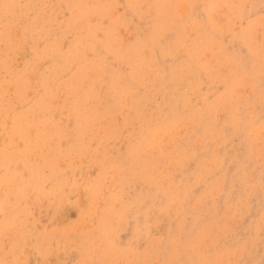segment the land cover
<instances>
[{
    "label": "rangeland",
    "instance_id": "rangeland-1",
    "mask_svg": "<svg viewBox=\"0 0 264 264\" xmlns=\"http://www.w3.org/2000/svg\"><path fill=\"white\" fill-rule=\"evenodd\" d=\"M36 1L35 12L28 11L31 14L30 21L35 22L36 25L58 15H61L60 20L66 16L65 10L60 9L54 13V9L50 7L58 0ZM103 1L112 8L111 14L118 19V32L122 42L127 44L135 34L134 40L143 38L155 16L149 6H146L145 0H138L134 4L131 0ZM177 1L171 0L175 12L170 13L174 18L177 15V21H183L182 24H176L177 26L190 28L195 22L192 17L202 19L206 16V11L210 10L212 15L210 20L215 24L214 29L223 31L218 37V42L222 43L224 48H218L213 54H209V50V53L205 52L209 54V62L216 67L214 75L219 77L214 76V81L210 85L203 81L202 93H206V101L199 99L197 100L199 102L195 103L193 94L186 91L185 98L189 100L185 106L175 101L164 90L157 92L150 87H136L138 95L146 93L147 96L149 91L156 96L153 101L140 104L139 109L142 112L140 116L134 115L132 109L125 105L127 101L125 99L123 108L126 112L113 111L107 116L88 115L85 133L80 136L74 135L76 117L73 118L65 113L60 117V112H56L55 119L67 123L65 130L70 135L61 144V155L56 161L58 163L61 160L63 164L59 162L57 169L61 171L62 179L76 183L83 182V185H86L84 189L89 187L90 192L88 188L85 191L81 190L84 191L83 194L79 191L69 193L68 201L72 200L71 203L67 201V206L64 205L63 210L57 214L48 204L41 206L35 200H31L28 210L32 219L30 215L22 219V230L31 237L38 236V233L42 234V230L50 225H53L57 232H69L66 234L69 241L65 244V249L68 247L66 249L68 255L63 261H59L60 264H110L109 262L118 264V261L119 264H204L205 262V264H264V104L258 95L257 87L253 89L250 85L251 77L245 76L240 69H234L229 61L231 56L242 62L249 61L248 55L251 53L249 49L252 48L259 56L258 59H253L252 67L264 69V0H180L181 3L184 1V6L186 4L187 11L184 10L185 7L183 9L186 13L178 7L179 1ZM209 2L210 6H208ZM127 3L132 7L137 6L138 14L129 13ZM5 5L7 4L0 5V8L8 10L11 7L10 4ZM37 9L46 10L45 16L50 14L44 18L43 15L36 16ZM29 14L28 18H30ZM201 19L198 21L203 22L204 20ZM15 26L16 24H13V31ZM208 26L210 27L209 24ZM242 33L245 35L240 43L236 37H240ZM18 34L26 36L23 46L19 44L21 36L14 37L12 42L10 39L0 41V75L4 76L8 72L17 75L30 72L27 101L34 99L45 87L40 81L44 70L30 69L34 66V54L31 50H27L28 45L41 42L40 47L43 48L45 38L40 34H33L27 39L30 34L27 29L19 31ZM187 35L190 37L192 32H188ZM218 50L216 59L214 55ZM146 55L144 46H140L139 58L144 60ZM135 59L136 57L132 62ZM162 65L163 68L160 69L166 71L164 64ZM120 67L123 76L130 74V66L119 64L117 68ZM42 68H46L45 62ZM220 68L222 69L219 70ZM224 73L229 80L231 76L234 77L236 83L230 84ZM259 76L262 79L260 83L264 87V70ZM64 81H67V77ZM109 81L110 78L106 75L94 91L102 102H92L99 108L101 105L112 107L113 101L111 96H108L111 90L107 89ZM256 96L259 97L258 100ZM58 97L56 107H60L66 99L64 94ZM80 98L81 95L75 94L73 100ZM172 98L175 102L171 106L169 101ZM177 106L179 107L170 108ZM204 107L206 110L201 112ZM198 113L203 114L206 119L203 121L197 119ZM104 118L106 123L102 121ZM99 121L100 124L104 122L105 125H102L107 129L101 126ZM200 122H206V126ZM178 125L179 129H174ZM231 126H235L237 130H232ZM104 129L105 135L102 133ZM166 139L167 141H164ZM83 140L87 141L84 145ZM7 142V136L3 135L0 143L6 145ZM156 142L161 143L160 148L154 146ZM76 143L80 144V147L72 148ZM89 147L91 149H88ZM113 168H115L114 180L109 176ZM108 171L110 172L107 173ZM110 180H112L111 184L108 183ZM47 181L53 184L51 175H48ZM2 194L3 192H0V196ZM92 200L98 209L96 213L98 215L89 217L87 211ZM122 215L124 217L121 218ZM81 216L86 218L83 231L70 232L69 230L76 231L75 224L82 218ZM2 220L0 213V221ZM52 220L54 223H51ZM111 221L112 225H110ZM88 225L91 227H87ZM148 225H150L149 229ZM1 228L3 226L0 223ZM87 228L89 232L86 231ZM4 232L0 231L1 234L3 233L0 234V253L20 254L21 252L16 249V246H19L17 231ZM118 234L120 236H117ZM7 236L8 239L10 238L9 242ZM112 238L117 242L110 246L108 241ZM34 239L36 238H32ZM106 244L109 249L105 248ZM170 245L175 246V249ZM28 249L29 251L35 249L34 245L27 246ZM42 250L43 248L37 250L38 253H33L34 255L31 252L28 262L57 264V258H55L57 261L52 258L56 256L53 253L54 249ZM106 250L110 252L109 262L107 263V260L100 262L96 256L98 252L107 253ZM168 251H172L169 255L173 258H167ZM44 254L47 263L39 259L44 257ZM49 255L52 259L50 257L46 259ZM49 259L53 261L50 262Z\"/></svg>",
    "mask_w": 264,
    "mask_h": 264
},
{
    "label": "bare ground",
    "instance_id": "bare-ground-1",
    "mask_svg": "<svg viewBox=\"0 0 264 264\" xmlns=\"http://www.w3.org/2000/svg\"><path fill=\"white\" fill-rule=\"evenodd\" d=\"M137 1L138 0H131L133 4L137 3ZM178 1V7H181L182 11H187V7H185L186 4L184 6L183 3L184 1L182 2L183 4L180 0ZM23 2L20 0H0V5L5 3L11 5L8 9H11L10 11L0 8V41L1 39H10V42H12L14 37L16 38L22 35L18 34V32L25 29H27V32H30L27 39L33 34H40L42 35V38H45L43 48L40 47L41 42H35L33 45H28L29 47L27 49L31 50L34 54V66L30 69L39 68L44 70L40 77V81L45 87H43L41 90L42 92L34 99L26 101V93L28 88H30V72H26L22 75H17L12 72L5 73L4 76L0 75V138L3 135H6L8 140L6 145L0 143V192H3L0 196V199L2 200L0 201V213L3 217V220L0 221V223L3 228H1L0 231H17L19 235V246H16V249L19 250L18 252H21L20 254H11L9 250H5L10 254L0 253V264H30L28 260L31 252L32 255H34L33 253H38L37 250L42 248V251H46L48 248L54 249L55 252H53V250L52 252L55 253L54 255L56 256L52 258H54V261L58 260L56 263L60 264L61 260L63 261L64 258L66 259V255H68L66 251L68 247L65 249V244L69 241L66 235L69 232H57L56 228L53 225H50L47 229L42 230V234L38 233V236L31 237L28 234L23 233L22 230V219L30 215L28 207L31 200H35L41 206L48 204V206L53 209V212L57 214L59 211L63 210L64 205L65 207L67 206L66 203H71L72 200L69 199L68 201L69 193H76L78 191L79 193H82L89 188L87 187L84 189L86 185H83V182L76 183L62 179L61 171L57 169V164L61 162L60 159L58 163L56 161V158H59L61 155V144L68 139L70 135L68 134L69 132L65 130L67 128V123L58 122L55 119L56 112H60V117L63 113L72 116L73 118L76 117V122H74V135L80 136L85 133V125L88 124L86 121L88 115L94 114V116H103V114H105V116H107L113 111H125L126 109L123 108V102L125 99L129 101L127 102L125 100V105L127 104V107L132 109L134 115L140 116L142 114L141 109H139L141 107L140 104L147 101H153L156 96H153L149 91L147 96L146 93L138 95L136 87L139 86L144 88L150 87L157 92L164 90L172 96L175 101L180 102L183 106H185L189 100L185 98L186 91L193 94L192 98L195 99V103H198L199 101L197 100L199 99L206 101L207 95L206 93H202L204 88H202L203 81L210 85L214 81V76L219 77V75H214V69L216 67L209 62L208 57L209 54H213L218 48H224L222 43L218 42V37L223 34V31L219 32V29H214L215 24L210 20V10L206 11V16L202 19L192 17L195 22H193L190 28H181L176 24H182L183 21H177V15L175 18L170 15L171 12H175L171 0H145L147 4L146 6H149L150 11L154 12L155 16L149 24L143 38L140 40L135 38L134 40V37H136L135 34L132 40L125 44L120 39V32H118L119 22L117 17L115 18V15L111 14L113 11L112 8L105 5L103 0H58L55 5L50 7L54 9V13L60 9L65 10L66 16L60 20L59 17L61 15H58L57 17L48 19L37 25L35 22L30 21L31 14L28 12L30 10H35V4L37 1L24 0ZM208 6H210V2L208 3ZM127 8L128 12L131 14H138L139 12L137 6L132 7L128 3ZM186 11H184V13H186ZM27 12L30 18L27 17ZM44 12H46V10L42 11L41 9H37L35 15H43L42 18H44L50 14L48 13L45 16ZM198 19L204 21H198ZM13 24H16L14 31L12 30ZM12 31L13 34H11ZM225 31H227V29H225ZM188 32H192L190 37L187 35ZM243 32H245V30H243ZM244 35L245 34L242 33L240 37H236V40L242 43ZM25 41L26 36H21L19 44L23 46ZM140 46H144V50L147 54L144 60L139 58ZM227 49L229 50V48ZM219 50L223 51L224 49ZM219 50L214 55L216 59L218 58ZM249 50L251 51L250 54L248 53V56L250 57L249 61L242 62L240 59L238 60V58L231 56L229 57L230 65H232L234 69H240L241 72L245 73V76L249 75L251 77L252 81H250V85L253 89L257 87L258 95L261 98L262 104H264V87H262L260 83L262 79L259 76V73L264 69H262V67H257L256 69L252 67L254 64L253 59H258L259 56L252 48ZM205 52H208L209 54H206ZM135 57L136 59L132 62ZM44 62L46 68H42ZM119 64L130 66V74L128 76L122 75V67L117 68ZM162 64H164L166 71L160 69L163 68ZM221 69L222 68L219 70ZM223 71L226 72L224 69ZM106 75L110 78L107 89L111 90L109 91L108 96H111L113 104L111 108L104 107V105H101L99 108L92 102H102L94 91L98 87L99 82H102ZM224 76H226L225 73ZM66 77L67 81H64ZM226 79L230 84L236 83V79L232 76L230 80L227 76ZM123 82H126V84ZM240 83H243V81ZM60 94H64L66 99L60 107H56V103L59 101L58 96ZM75 94L81 95V98L79 100H73ZM231 94L233 97V92ZM256 97L258 100L259 97ZM173 98L169 101L171 106L175 102ZM178 107L179 106L170 108L174 109ZM205 110L206 108L204 107L201 112H204ZM128 113L130 114V112ZM193 115L195 114L193 113ZM116 117H118L117 114ZM116 117L115 119H117ZM196 118L201 121L206 119L204 118V115L200 113L196 114ZM105 119L106 118L102 121L105 122ZM104 122H102V124H104ZM200 123L206 126V122ZM102 124L100 125L103 126ZM112 125H110V127H112ZM231 128L232 130H237L235 126H231ZM92 129L94 130V128ZM174 129H179V125ZM100 132L101 130L98 134ZM104 132H106L105 129L102 132L105 135L106 133ZM179 133L181 132L179 131ZM173 138L175 139V137ZM88 141L90 142V140ZM164 141H167V139ZM84 142L85 141L83 140V145ZM154 146L160 148L161 143L156 142ZM78 147H80V144L76 143L72 148ZM88 149L91 148L89 147ZM69 155H71V153ZM72 163L73 162H71V164ZM62 164L60 165L63 166ZM114 169L115 168H113L109 174L110 178H113V180L115 179ZM109 172L110 171L107 173ZM48 175H51L53 184H50L51 182L49 183L47 181ZM59 176L60 179H58ZM111 181L112 180L108 183L111 184ZM116 186L117 185H115V187ZM108 187H110V185H108ZM194 188H192V191ZM81 190L84 191L81 192ZM101 190L103 191L104 189L102 188ZM90 195L92 196L93 194ZM103 196L104 195H102V197ZM141 197H143V195ZM94 204L93 200L89 204V210L87 211V214L90 215L89 217L96 215L98 211ZM108 212L110 211L108 210ZM81 217L82 218H80L78 223L75 224L77 227L76 231L69 230L70 232L78 233L83 231V227L86 224V218H84V216ZM120 217L122 218L124 215ZM30 219H32L31 215ZM111 222L110 225L113 224V222ZM51 223H54L53 220ZM87 227L91 226L88 225ZM126 228L127 227H125V230ZM149 228L150 225H148V229ZM86 231H88V228ZM149 232H151V230ZM4 233L9 234L10 232ZM110 235L112 236L111 233ZM117 236L120 235L118 234ZM8 237L9 236H7V239ZM15 238L16 237H14V239ZM32 238L36 239L32 240ZM9 240L10 238L7 241L9 242ZM105 242H107V238H105ZM116 242L117 240L115 241V238L108 241L110 246H113ZM30 245H34L35 249L29 251V248L27 250V246L29 247ZM133 245H135V243ZM4 246H6V243H4ZM4 246L2 248H4ZM100 246H98V248ZM106 246L107 244L105 245V248L109 249ZM172 247L175 249V246H171V248ZM25 249L26 251H24ZM71 252L69 254H71ZM106 252L107 253L105 254L103 252L102 254L98 252L96 258L100 262L107 260L108 263L110 252L109 250H106ZM171 252L172 251H168L166 253L168 259L173 258L169 255ZM50 255L47 256L46 259L50 257ZM45 256L46 255L44 254V257H40L39 259L41 262L47 263ZM55 258H57V260H55ZM51 259H49L50 262L53 261ZM109 263L112 264L113 262ZM258 263H260V261Z\"/></svg>",
    "mask_w": 264,
    "mask_h": 264
}]
</instances>
